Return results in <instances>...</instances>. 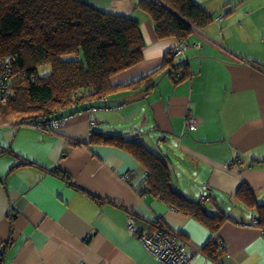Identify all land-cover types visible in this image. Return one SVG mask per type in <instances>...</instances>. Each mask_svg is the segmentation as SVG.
<instances>
[{
  "label": "crops",
  "instance_id": "1",
  "mask_svg": "<svg viewBox=\"0 0 264 264\" xmlns=\"http://www.w3.org/2000/svg\"><path fill=\"white\" fill-rule=\"evenodd\" d=\"M82 1L139 24L143 61L115 83L161 69L176 41L155 38L153 23L135 7L141 0ZM194 1L214 20L179 57L187 62L185 80L161 76L146 93L121 91L109 98L121 105L76 114L54 133L0 125V264H162L129 231V216L145 233L162 221L194 252L191 264H213L203 250L213 237L222 243L216 262L264 264L255 211L236 201L244 184L264 203V0ZM92 131L136 136L165 161L172 189L186 198L210 191V212L225 217L217 231L143 191L139 162L92 143Z\"/></svg>",
  "mask_w": 264,
  "mask_h": 264
},
{
  "label": "trees",
  "instance_id": "2",
  "mask_svg": "<svg viewBox=\"0 0 264 264\" xmlns=\"http://www.w3.org/2000/svg\"><path fill=\"white\" fill-rule=\"evenodd\" d=\"M135 7L153 23L156 39H173L176 46L164 56L161 69L122 85L116 79L143 61L144 42L136 20L101 12L82 0H0V81L7 73L4 84L9 90L5 102H0V125L33 126L54 133L57 129H44L47 119L71 106L138 87L146 93L161 76L175 84L188 78L187 62L179 57L193 34L210 25L214 15L194 0H141ZM45 67L49 72L39 75ZM90 141L127 151L144 169L143 191L217 231L225 217L210 212L214 208L210 191L200 194L207 198L201 202L172 189L165 161L136 136L127 140L119 133L92 131ZM52 174L65 179L58 171ZM236 201L255 211L253 225L264 232V203L259 204L244 184L236 192ZM153 225L152 230L165 227L172 232L160 220ZM216 240L213 237L203 249L214 262L221 250Z\"/></svg>",
  "mask_w": 264,
  "mask_h": 264
},
{
  "label": "built area",
  "instance_id": "3",
  "mask_svg": "<svg viewBox=\"0 0 264 264\" xmlns=\"http://www.w3.org/2000/svg\"><path fill=\"white\" fill-rule=\"evenodd\" d=\"M182 47L183 46H180L179 48L182 49ZM7 77L8 74L5 73L3 80L0 81V102H5L6 97L9 95L8 87L4 84V81L7 79ZM60 122L61 121L52 120L46 125L44 129H57L60 126ZM188 123L191 129L195 128L193 120L190 119ZM199 199L201 202L207 201V198L203 195H200ZM126 224L129 231L138 238L144 249L162 264H191V261L194 258V252L189 250L179 237H177L165 227L155 228L151 232L145 233L136 227L134 219L131 216L127 217ZM215 246L218 249H221V241L217 239L215 241ZM213 264L221 263L213 262Z\"/></svg>",
  "mask_w": 264,
  "mask_h": 264
},
{
  "label": "water",
  "instance_id": "4",
  "mask_svg": "<svg viewBox=\"0 0 264 264\" xmlns=\"http://www.w3.org/2000/svg\"><path fill=\"white\" fill-rule=\"evenodd\" d=\"M123 100H101V101H92L88 103H82V104H77L74 106H71L67 109H64L57 114L53 115L52 117L48 118L47 121H63L67 118H70L76 114H80L83 112L91 111L92 109H108L112 107H117L121 105ZM6 245H1L0 246V261L3 255V252L5 250Z\"/></svg>",
  "mask_w": 264,
  "mask_h": 264
},
{
  "label": "rangeland",
  "instance_id": "5",
  "mask_svg": "<svg viewBox=\"0 0 264 264\" xmlns=\"http://www.w3.org/2000/svg\"><path fill=\"white\" fill-rule=\"evenodd\" d=\"M215 0H213L214 2ZM220 5V4H219ZM220 10L222 11V7H219ZM49 72V67H45L43 70L40 71L39 75H45ZM206 193V192H205Z\"/></svg>",
  "mask_w": 264,
  "mask_h": 264
}]
</instances>
